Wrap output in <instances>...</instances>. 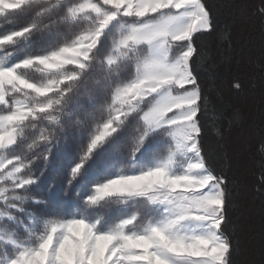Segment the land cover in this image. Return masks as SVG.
<instances>
[{"label": "snow or ice", "instance_id": "snow-or-ice-1", "mask_svg": "<svg viewBox=\"0 0 264 264\" xmlns=\"http://www.w3.org/2000/svg\"><path fill=\"white\" fill-rule=\"evenodd\" d=\"M7 26L0 264H233L228 179L203 148L215 105L194 68L216 31L205 0H0ZM57 165L69 199L56 185L40 198Z\"/></svg>", "mask_w": 264, "mask_h": 264}, {"label": "trees", "instance_id": "trees-1", "mask_svg": "<svg viewBox=\"0 0 264 264\" xmlns=\"http://www.w3.org/2000/svg\"><path fill=\"white\" fill-rule=\"evenodd\" d=\"M205 2L212 9L216 31L196 41L201 55L194 68L215 106L202 117L203 148L211 167L228 179L226 232L236 243L233 264H262L264 153L258 146L264 139V20L257 11L261 0ZM10 27L14 26L0 27V34ZM236 82L239 89L233 87ZM41 180L40 198L47 195L50 185H56L52 199H69L59 190L64 177L58 165Z\"/></svg>", "mask_w": 264, "mask_h": 264}]
</instances>
